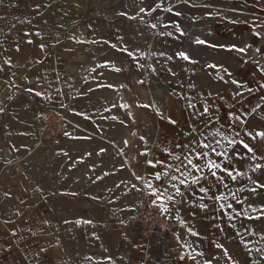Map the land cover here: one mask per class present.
Instances as JSON below:
<instances>
[{
  "label": "crops",
  "instance_id": "crops-1",
  "mask_svg": "<svg viewBox=\"0 0 264 264\" xmlns=\"http://www.w3.org/2000/svg\"><path fill=\"white\" fill-rule=\"evenodd\" d=\"M190 7L197 14L212 11L207 5ZM223 12L219 23L207 26L210 38L218 51H231L234 64H239L244 56L239 18ZM11 19L9 8H0V264H141L140 236L128 223L142 201L137 182L147 186L170 218L188 226L179 233L188 256L178 245L160 241L149 264H159L161 253L164 264H243L252 256L242 251L249 245L257 256L258 237L264 241V212L252 201L264 197V187L248 192L233 180L237 174L225 163L230 122L217 124L223 131L222 147H207L214 154L205 156L203 163H197L201 151L196 149L186 158L182 148L145 156L131 146L128 93L123 96L108 85L93 93V114L80 121L82 131L70 129L59 146H37V121L45 106L21 86L29 75L19 73L16 37L9 34ZM259 67L258 79L243 76L240 68L232 74L248 109L241 105L244 113L264 110V64ZM218 106L214 112L225 113ZM256 124L240 125L249 128L250 135L241 138L240 145L250 149L259 166L264 160L261 131H250ZM251 206L260 211L253 213ZM77 220L85 228L73 230ZM130 227L137 231L138 249L127 242ZM259 255L264 260V253Z\"/></svg>",
  "mask_w": 264,
  "mask_h": 264
},
{
  "label": "rangeland",
  "instance_id": "rangeland-1",
  "mask_svg": "<svg viewBox=\"0 0 264 264\" xmlns=\"http://www.w3.org/2000/svg\"><path fill=\"white\" fill-rule=\"evenodd\" d=\"M182 1L0 0V8L7 7L12 14L9 34L16 37L17 66L19 73L29 75L21 86L37 94L41 104L62 110L83 127L80 121L93 114L96 89L114 86L123 96L128 93L131 146L142 149L145 156L158 151L173 154L182 148L186 158L200 150L199 164L214 154L207 147H222L223 131L217 124L230 122V130H225L230 140L225 163L237 174L233 180L253 192L264 187V160L257 166L250 149L241 147V138L250 135L249 128L240 125L257 123L250 131H261L258 138L264 149V110L242 111L239 81L232 74L240 68L243 76L259 78V65L264 64V52L260 53L264 0H186L209 6L210 15L197 14ZM220 11L239 18L244 53L239 64H234L231 51L224 54L212 44L210 29L219 23ZM24 57L27 62H22ZM217 105L225 113H215ZM216 168L219 171L221 166ZM252 202L264 212V197ZM250 209L260 211V207ZM126 239L136 245L137 231L130 227ZM258 239L257 256L250 245L242 250L252 254L243 264L253 260L264 264L259 255L264 253V241Z\"/></svg>",
  "mask_w": 264,
  "mask_h": 264
},
{
  "label": "built area",
  "instance_id": "built-area-1",
  "mask_svg": "<svg viewBox=\"0 0 264 264\" xmlns=\"http://www.w3.org/2000/svg\"><path fill=\"white\" fill-rule=\"evenodd\" d=\"M70 129L82 131L60 109L44 107L37 121L35 141L37 146L53 148L59 146ZM141 188L142 201L133 212L128 223L137 228L141 241V264H149L157 243L165 241L180 246L185 255L188 251L180 240L179 233L188 229L187 223L179 218H170L164 206L156 201L150 190L143 183L137 182ZM82 220L73 223V230L85 228Z\"/></svg>",
  "mask_w": 264,
  "mask_h": 264
},
{
  "label": "trees",
  "instance_id": "trees-1",
  "mask_svg": "<svg viewBox=\"0 0 264 264\" xmlns=\"http://www.w3.org/2000/svg\"><path fill=\"white\" fill-rule=\"evenodd\" d=\"M34 98H35V99H38L37 96H36V97L34 96ZM160 257H161V260H160V263H159V264H164V263H165V257H164V254L161 253V256H160Z\"/></svg>",
  "mask_w": 264,
  "mask_h": 264
},
{
  "label": "bare ground",
  "instance_id": "bare-ground-1",
  "mask_svg": "<svg viewBox=\"0 0 264 264\" xmlns=\"http://www.w3.org/2000/svg\"><path fill=\"white\" fill-rule=\"evenodd\" d=\"M183 3H185V4L189 5V6H191V4L188 3V1H186V0H183L181 4H183Z\"/></svg>",
  "mask_w": 264,
  "mask_h": 264
},
{
  "label": "snow or ice",
  "instance_id": "snow-or-ice-1",
  "mask_svg": "<svg viewBox=\"0 0 264 264\" xmlns=\"http://www.w3.org/2000/svg\"><path fill=\"white\" fill-rule=\"evenodd\" d=\"M181 55H184L183 53H181ZM185 59H187V57H185Z\"/></svg>",
  "mask_w": 264,
  "mask_h": 264
}]
</instances>
